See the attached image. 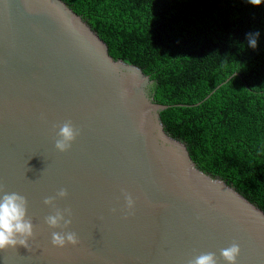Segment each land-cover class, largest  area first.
Masks as SVG:
<instances>
[{"label":"water","instance_id":"1","mask_svg":"<svg viewBox=\"0 0 264 264\" xmlns=\"http://www.w3.org/2000/svg\"><path fill=\"white\" fill-rule=\"evenodd\" d=\"M153 84L65 0H0V190L24 195L34 224L29 247L0 250V264H187L207 252L227 264L220 250L233 242L237 264H264V210L166 131L172 105ZM67 121L79 134L62 152ZM61 188L54 205L72 223L52 228L44 199ZM68 231L76 245L52 244Z\"/></svg>","mask_w":264,"mask_h":264},{"label":"trees","instance_id":"2","mask_svg":"<svg viewBox=\"0 0 264 264\" xmlns=\"http://www.w3.org/2000/svg\"><path fill=\"white\" fill-rule=\"evenodd\" d=\"M65 1L112 56L150 75L156 101L172 105L165 129L198 167L264 210V0Z\"/></svg>","mask_w":264,"mask_h":264},{"label":"clouds","instance_id":"3","mask_svg":"<svg viewBox=\"0 0 264 264\" xmlns=\"http://www.w3.org/2000/svg\"><path fill=\"white\" fill-rule=\"evenodd\" d=\"M261 2L262 0H250V3L254 5H259ZM250 43L252 46H255V40L250 41ZM78 134L79 130L70 121L63 123L57 133L58 138L55 140V147L62 152L68 150ZM0 192H2L0 194V250L16 247L17 245L28 248L29 239L34 236V224L31 217L28 216V200L24 195L17 192H3L2 190ZM67 195V190L61 188L55 197H46L44 204L51 205L55 208V199L57 197L63 198ZM125 200L127 208L129 210L133 209L135 206L133 197L130 194H126ZM70 216L71 212L69 209L61 210L55 208L54 214L45 217V223L52 228H67L72 223ZM66 243L72 245L78 243L75 232L52 233L53 245L64 247ZM240 250V245L233 242L230 246L222 248L220 255L227 264H237V257L240 254ZM187 264H218V260L214 252H207L188 260Z\"/></svg>","mask_w":264,"mask_h":264}]
</instances>
